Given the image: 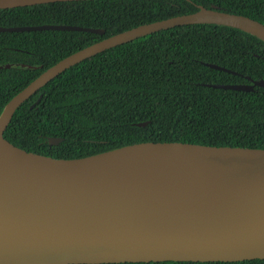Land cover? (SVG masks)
I'll list each match as a JSON object with an SVG mask.
<instances>
[{
  "label": "water",
  "instance_id": "water-1",
  "mask_svg": "<svg viewBox=\"0 0 264 264\" xmlns=\"http://www.w3.org/2000/svg\"><path fill=\"white\" fill-rule=\"evenodd\" d=\"M72 1L89 0H0V10ZM186 25L224 26L264 43L260 22L198 6L196 12L140 25L61 59L6 103L0 113V264L264 260V149L142 142L83 158L55 159L26 152L3 136L19 106L66 69L105 50ZM48 30L103 35L99 29L68 25L0 27L9 33ZM246 80L248 84L205 86L264 89V80ZM47 142L53 146L61 139Z\"/></svg>",
  "mask_w": 264,
  "mask_h": 264
},
{
  "label": "trees",
  "instance_id": "trees-1",
  "mask_svg": "<svg viewBox=\"0 0 264 264\" xmlns=\"http://www.w3.org/2000/svg\"><path fill=\"white\" fill-rule=\"evenodd\" d=\"M198 6H215L264 25V0H89L0 10V27L68 25L103 31L0 32V113L61 59L140 25L196 12ZM247 78L264 80L262 41L224 26H177L66 69L19 106L3 136L26 152L55 159L83 158L142 142L264 149V89L237 92L205 86L248 84ZM144 122V127L137 126ZM48 138L61 142L50 146Z\"/></svg>",
  "mask_w": 264,
  "mask_h": 264
}]
</instances>
